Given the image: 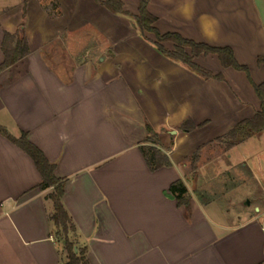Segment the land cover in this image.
<instances>
[{
  "label": "crops",
  "instance_id": "crops-1",
  "mask_svg": "<svg viewBox=\"0 0 264 264\" xmlns=\"http://www.w3.org/2000/svg\"><path fill=\"white\" fill-rule=\"evenodd\" d=\"M122 1L137 14L139 0ZM149 10L161 33L229 46L264 81V0H151ZM18 31L30 51L0 71V126L25 132L66 179L62 202L89 264H264V129L231 146L223 137L260 108L244 71L201 55L200 65L224 75L204 78L157 50L132 16L95 0H0V64L5 32ZM209 57L214 68L201 62ZM187 119L197 127L182 131ZM147 124L171 166L148 167L139 148ZM219 163L223 171L204 172ZM178 179L189 217L168 191ZM40 180L33 159L0 132V264L63 259L51 188H37Z\"/></svg>",
  "mask_w": 264,
  "mask_h": 264
},
{
  "label": "trees",
  "instance_id": "trees-1",
  "mask_svg": "<svg viewBox=\"0 0 264 264\" xmlns=\"http://www.w3.org/2000/svg\"><path fill=\"white\" fill-rule=\"evenodd\" d=\"M95 1L114 13L132 16L141 35L149 40L157 50L166 57L180 62L204 78L224 79L222 73H214L196 61L197 57L210 54L216 55L222 66H230L237 70L244 71L247 74L260 101V108L255 112L253 117L241 120L223 136L230 139L228 146L244 140L252 134L258 133L264 129V81L255 83L252 80L249 68L236 60L231 47L212 46L204 42H196L192 39L183 37L177 32L161 33L154 25L157 19L156 16L149 10V3L151 0H139L138 12L136 15H132L124 8L122 0ZM2 49L4 60L0 64V71L13 67L17 62H22L30 51L27 38L20 31L17 33L5 32ZM263 62L264 55H261L258 57V64L260 65ZM19 74H22V72L20 71L18 75ZM203 124L204 123H201L198 126H202ZM196 127L197 126L189 119L183 121L179 126L182 131H190ZM147 129L149 135L145 143L140 145L139 148L148 167L153 171L164 166H171L172 163L168 155L158 146L157 132L149 124H147ZM0 132L33 159L41 175V180L37 184V188L40 190L51 188V191L47 194V197L50 198L53 203V211L49 215V219L53 224V235L62 247L63 259L60 264H89L87 258V245L81 239L75 223L62 202L66 179L56 176L55 164L50 162L42 150L27 138L25 132H22L19 137H15L9 134L2 126H0ZM223 137H218L217 139L222 140ZM198 159L199 154L197 150L191 157L192 170L196 169ZM168 191L169 194L175 198L177 204L184 207L185 213L189 217L191 195L184 181L182 179L174 181L170 185Z\"/></svg>",
  "mask_w": 264,
  "mask_h": 264
},
{
  "label": "rangeland",
  "instance_id": "rangeland-1",
  "mask_svg": "<svg viewBox=\"0 0 264 264\" xmlns=\"http://www.w3.org/2000/svg\"><path fill=\"white\" fill-rule=\"evenodd\" d=\"M213 59V58H212ZM215 59V60H214ZM213 60H210V57H209V60H208V62L207 61H201L204 65H207V66H209L210 68H214L213 66L215 65V63H216V57L214 58ZM212 61V62H211ZM233 71V69H229V72L231 73ZM237 73V72H236ZM237 75H238V77H240L241 79H243V81H246V75H245V73L244 72H238L237 73ZM218 140V139H217ZM211 149V148H210ZM198 154L200 155V151L198 150ZM223 159V158H222ZM218 161H219V158H218ZM223 162H224V159L222 160ZM250 167L251 168H253L252 167V165H250ZM237 168V171H243V172H249V169H243L241 166H238V167H236ZM235 168V169H236ZM255 168V167H254ZM223 169H224V167H223V164L222 165H220V163L219 164H212V165H209L208 164V166H207V170H204V172H209V173H212V174H218L219 172H221V171H223ZM235 169H230L229 168V170H227V172H232V171H235ZM258 168L256 167L255 168V170H257ZM218 181H213L212 183H209L208 185H209V187L210 186H214V185H216L215 183H217ZM199 189V188H198ZM201 189V188H200Z\"/></svg>",
  "mask_w": 264,
  "mask_h": 264
}]
</instances>
